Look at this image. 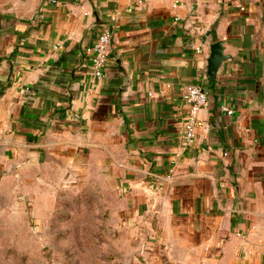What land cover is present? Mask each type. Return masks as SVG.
Listing matches in <instances>:
<instances>
[{"label": "crops", "instance_id": "0c3cea01", "mask_svg": "<svg viewBox=\"0 0 264 264\" xmlns=\"http://www.w3.org/2000/svg\"><path fill=\"white\" fill-rule=\"evenodd\" d=\"M46 1L0 0V191L88 185L166 264H264V0ZM190 85L208 104L184 147Z\"/></svg>", "mask_w": 264, "mask_h": 264}, {"label": "rangeland", "instance_id": "374dc122", "mask_svg": "<svg viewBox=\"0 0 264 264\" xmlns=\"http://www.w3.org/2000/svg\"><path fill=\"white\" fill-rule=\"evenodd\" d=\"M103 203L88 185L0 191V264L167 263L159 230L132 246Z\"/></svg>", "mask_w": 264, "mask_h": 264}, {"label": "built area", "instance_id": "2783aa9c", "mask_svg": "<svg viewBox=\"0 0 264 264\" xmlns=\"http://www.w3.org/2000/svg\"><path fill=\"white\" fill-rule=\"evenodd\" d=\"M58 4L59 0H47ZM149 0H135L136 5H146ZM180 0H173V8H178ZM179 19V17H176ZM113 50V30L105 23L102 25L98 36L92 46L91 71L95 80H100L105 75L109 66L110 55ZM184 100L189 105V111L185 117L181 131V144L184 147L191 146L196 139V129L201 110L208 104V93L202 86L190 85L184 93ZM227 113L231 114L230 108H225Z\"/></svg>", "mask_w": 264, "mask_h": 264}, {"label": "water", "instance_id": "95a60500", "mask_svg": "<svg viewBox=\"0 0 264 264\" xmlns=\"http://www.w3.org/2000/svg\"><path fill=\"white\" fill-rule=\"evenodd\" d=\"M226 55L223 51V43L218 41L211 46V54L208 59V74L215 76L219 66L226 59Z\"/></svg>", "mask_w": 264, "mask_h": 264}]
</instances>
